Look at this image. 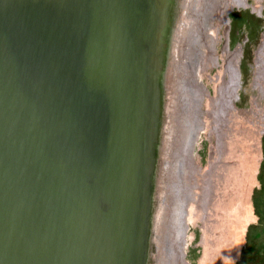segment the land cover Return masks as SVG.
<instances>
[{
    "label": "water",
    "instance_id": "1",
    "mask_svg": "<svg viewBox=\"0 0 264 264\" xmlns=\"http://www.w3.org/2000/svg\"><path fill=\"white\" fill-rule=\"evenodd\" d=\"M209 1L0 0V264H174Z\"/></svg>",
    "mask_w": 264,
    "mask_h": 264
},
{
    "label": "rangeland",
    "instance_id": "2",
    "mask_svg": "<svg viewBox=\"0 0 264 264\" xmlns=\"http://www.w3.org/2000/svg\"><path fill=\"white\" fill-rule=\"evenodd\" d=\"M232 1L220 0V8L213 15L211 14L212 19L206 18L205 30L201 34L195 57L191 61L195 82L192 87L198 88L199 91L195 95L198 127L190 149L191 161L187 164L191 166L193 163L199 171L209 169L208 166L212 163L217 150L220 155L223 153L225 158L223 160L227 163H221L226 172L223 170L225 175L220 177L215 186L217 190L214 200L210 205L208 204V208L203 209L204 216L201 215L203 212L200 209L202 208L200 202L207 198V194L201 196L197 194L199 190L196 181H192L193 183L187 187L190 198L185 210V229L181 250H179L182 264H204L205 254L208 253L206 250L211 249V246L213 248L210 253L215 256V259L210 255L212 258L206 264H224L227 259L230 260L229 264H240V262L250 264L249 258L257 248L264 246V239L260 242L254 240L244 257L249 227L254 228L252 231L254 235L264 237V227L260 224L254 201L255 195L259 200H264L261 193L264 192L261 184V179H264V0ZM205 37L213 41V58L207 66L204 64L205 58L211 52L207 48ZM257 57H260L259 65ZM233 58H236L235 67L232 68V64L229 66L236 69V72L233 70L235 79L232 83L231 77L226 73V66L233 61ZM224 88H226V94L222 92ZM231 88H235V91ZM230 90L233 91L232 98ZM223 95L227 101L231 98L229 104L231 111L228 109L229 106L228 108L225 106ZM221 107L225 109V112L228 109L229 116L234 114L236 125L240 126L239 129L235 128L236 132L231 128L229 137L227 133L226 138L223 137V139L218 138L219 132L228 131L226 124L228 119H223L222 126L226 127L218 130L214 127L215 123L211 121L214 114L210 113L209 119L207 118L208 111H219ZM233 132L240 136L237 147L235 144L232 146L230 142ZM184 181L187 186L185 175ZM221 256H225V259Z\"/></svg>",
    "mask_w": 264,
    "mask_h": 264
},
{
    "label": "bare ground",
    "instance_id": "3",
    "mask_svg": "<svg viewBox=\"0 0 264 264\" xmlns=\"http://www.w3.org/2000/svg\"><path fill=\"white\" fill-rule=\"evenodd\" d=\"M232 1V0H231ZM234 1H237V0H234ZM240 2H241V0H240ZM232 3H233V1H232ZM220 0H210L209 1V13H208V16H207V18H211L212 19V15L216 12V10H218L219 8H220ZM228 6V5H227ZM226 7V6H225ZM212 11H214L213 13H212ZM212 14V15H211ZM205 30V29H204ZM204 32V31H203ZM209 36V35H208ZM205 43H206V45H207V48H208V50L211 52V53H209V55L205 58V66H207V63H209V62H212V58H213V53H212V51H213V47H212V45H213V41L211 40V39H209V37H208V39H206V37H205ZM264 50V49H263ZM259 56V55H258ZM261 57V56H260ZM260 57H257V64L259 65V63H260ZM236 59V58H235ZM235 59L233 58V61H231L227 66H226V73H227V75H229L230 77H231V79L230 80H232V83H233V80L235 79V77H234V72H233V70L234 69H232L233 68V66H234V64H235ZM262 62V61H261ZM232 64V68H230L229 66ZM235 67V66H234ZM255 68H256V66H255ZM258 69H259V66L257 67ZM260 69H262V65H260ZM235 72H236V69L234 70ZM258 71V70H257ZM259 73V72H258ZM259 75V74H258ZM257 75V76H258ZM257 80V79H256ZM263 80V79H262ZM229 81V80H228ZM257 82V81H256ZM263 82V81H262ZM234 83H235V81H234ZM257 84V83H256ZM259 84V83H258ZM260 85V84H259ZM233 87V86H232ZM198 89V88H197ZM197 89H195V88H193V92H194V94L195 95H197ZM231 89H233V88H231ZM235 89V88H234ZM233 89V91H235ZM227 90H228V88H227ZM232 90H230V92L229 93H231V92H233ZM199 92V91H198ZM222 92H225V94H226V88H224V90L222 91ZM232 94L233 93H231V98H232ZM226 97V96H225ZM201 98V97H200ZM231 98L229 99V101H227V99L225 98L224 99V95H223V99H224V101H225V106H227V108H228V106H229V104L231 103L230 101H231ZM197 107V106H196ZM229 110H230V106H229V108H228ZM228 109H227V111L225 112L224 110L225 109H223V107H221V110H219V111H212L211 112V110L210 111H208V119H209V114L210 113H213V114H211V115H213V117L211 118V121H212V123H215V125H214V127H215V129H218V130H223L222 128L224 127H226V126H222V124H223V119L224 118H227L228 119V123H226L227 125H228V131H220L219 132V139L221 138V139H223V137H225L226 135H227V133H228V137H229V134H230V131H231V128H232V130H237V129H239V127L240 126H238V125H236L237 123L235 122V120H234V114L233 115H231V116H229V111H228ZM231 111V110H230ZM197 112V111H196ZM234 112V111H233ZM223 113H224V115H223ZM235 115H236V113H235ZM252 115H255V114H252ZM198 116V115H197ZM238 116V115H237ZM236 117V116H235ZM257 118V117H256ZM237 119V118H236ZM240 118H238V120H239ZM245 119V118H244ZM262 119V118H261ZM241 120V119H240ZM246 120H247V118H246ZM231 121V122H230ZM243 121V120H242ZM248 121V120H247ZM256 121V120H255ZM210 122V121H209ZM246 122V121H245ZM239 123V122H238ZM256 124V123H255ZM243 125H244V123H243ZM261 125V124H260ZM237 126V127H236ZM246 126V125H245ZM248 126V125H247ZM235 128H237V129H235ZM247 129V128H246ZM245 129V130H246ZM249 129V128H248ZM261 129V128H260ZM248 131V130H247ZM255 131H257V130H255ZM254 131V132H255ZM236 132V131H235ZM235 132H233V134H232V136L230 137V139H231V143H232V146L235 144V146L237 147L238 145H239V143H237L238 141H239V137L240 136H238V133H235ZM250 132V131H249ZM246 134H248V133H246ZM250 135H252V134H250ZM256 135V134H255ZM253 136V135H252ZM226 138V137H225ZM249 138H251V136L249 137ZM248 138V139H249ZM253 138V137H252ZM242 139V138H241ZM250 140H252V139H250ZM244 142V141H243ZM228 143V142H227ZM247 143V142H246ZM250 143H248V145H249ZM243 145V144H242ZM246 145V144H245ZM254 145V144H253ZM223 146V145H222ZM228 146V145H227ZM231 146V145H230ZM234 146V147H235ZM240 146H241V143H240ZM247 146V145H246ZM251 146V145H250ZM223 147H225V145L223 146ZM223 147H222V149H223ZM216 149H218V148H216ZM225 150V149H224ZM254 150V149H253ZM237 152H238V150H237ZM243 152V151H242ZM245 152V151H244ZM250 152V151H249ZM236 153V152H235ZM223 154V153H222ZM220 155L219 154V150H217V151H215V155H214V159H212V163L211 164H209V166L208 167H210L209 169L207 168L206 170H204V171H199L195 166H194V164L192 163V165L191 166H189V164H186V172H185V178H186V182H187V186H185L186 187V190H185V193H186V195H187V197H188V201H189V197H190V193H189V191H188V189H187V187H188V185L191 183H193L192 181H196V185H197V189L199 190V193H197L199 196H201V195H203V194H207V198L202 202H200L201 204H202V208L200 207V209L202 210V212H203V209H206V208H208L209 206H208V204L210 205L211 203H212V201L214 200L213 199V197H214V195H215V193H216V190L217 189H215V186H216V184H218V182H219V179H220V177H222V175L224 174L223 173V170H224V166H222V164L223 163H227L225 160H223V159H225V158H223V155ZM229 154V153H228ZM238 154H240V153H238ZM246 154V153H245ZM225 155V154H224ZM246 155H248V154H246ZM245 155V156H246ZM226 156V155H225ZM227 156H229V155H227ZM231 156V155H230ZM244 156V157H245ZM231 157H233V156H231ZM236 157V156H235ZM246 158V157H245ZM251 159V158H250ZM228 161V160H227ZM241 161V160H240ZM251 161V160H250ZM222 163V164H221ZM245 163V162H244ZM239 166V165H238ZM227 167H228V165H227ZM245 168V167H244ZM227 169H229V168H227ZM231 170V169H230ZM225 172H226V170H224ZM240 171V170H239ZM230 173V172H229ZM228 174V173H227ZM232 174V173H231ZM225 175V174H224ZM228 177V176H227ZM225 179V178H224ZM223 182V181H222ZM247 184V183H246ZM194 186V185H193ZM218 186V185H217ZM224 186V185H223ZM218 188V187H217ZM193 189V188H192ZM231 192V191H230ZM195 194V193H194ZM197 203H199V202H197ZM198 206V205H197ZM212 207V206H211ZM213 209V208H212ZM237 209V208H236ZM210 211H211V209H210ZM223 211V210H222ZM219 212V211H218ZM205 212H203L201 215L202 216H204L205 214H204ZM215 216V215H214ZM211 217V216H210ZM220 217V216H219ZM212 218V217H211ZM239 220V219H238ZM246 221V220H245ZM209 223V222H208ZM207 223V224H208ZM238 223V222H237ZM212 224V223H211ZM231 224V223H230ZM237 225V224H236ZM245 225V224H244ZM225 226V225H224ZM204 227V226H203ZM229 227V226H228ZM239 227V226H238ZM243 227V226H242ZM213 229V228H212ZM216 229V228H215ZM243 229V228H242ZM206 231H207V229H205ZM237 230V229H236ZM240 231V230H239ZM214 233H216V232H214ZM210 234V233H209ZM221 235H222V233H220ZM211 235V234H210ZM215 235V234H214ZM220 235V236H221ZM209 236V235H208ZM210 238V237H209ZM212 238V237H211ZM219 239V238H218ZM220 239H221V237H220ZM206 240V239H205ZM213 240V239H212ZM230 240V239H229ZM224 241V240H223ZM228 241V240H227ZM208 243V242H207ZM209 244V243H208ZM237 244V243H236ZM210 245V244H209ZM221 245V244H220ZM226 245V244H225ZM229 245V244H228ZM216 246V245H215ZM222 246V245H221ZM209 247V246H208ZM212 248H213V246H211ZM227 247V246H226ZM207 248V247H206ZM211 248V249H212ZM222 248V247H221ZM211 249L210 248H207V250L206 251H208V253L207 254H205V257H204V260L207 262L208 260L210 261L211 259L210 258H212L210 255H212V253H210V251H211ZM215 249V248H214ZM224 250V249H223ZM226 250V249H225ZM213 251V250H212ZM219 251V250H218ZM231 251V250H230ZM217 252V251H216ZM223 254V253H222ZM210 256V257H209ZM212 256H214V255H212ZM222 258H224L225 259V256H221ZM174 260V264H182V262H181V259H180V254L178 253V252H175L174 253V258H173ZM213 259H215V256L213 257ZM206 262L204 263V264H206ZM230 263V260L229 259H227L226 260V263H224V264H229ZM217 264V263H216Z\"/></svg>",
    "mask_w": 264,
    "mask_h": 264
},
{
    "label": "trees",
    "instance_id": "4",
    "mask_svg": "<svg viewBox=\"0 0 264 264\" xmlns=\"http://www.w3.org/2000/svg\"><path fill=\"white\" fill-rule=\"evenodd\" d=\"M261 184L263 186V191H264V179H261ZM263 193V197H264V192ZM255 201V206H256V212L259 215V219H260V224L264 227V200H259L257 198V196L255 195L254 198ZM253 227H249L248 233H247V237H248V241H247V247L245 249V256L246 257V253L248 251V249L250 248V245L252 244V242L255 240V242L257 241H262L264 239V237L261 236H256V234L254 235L252 233L253 231ZM258 237V238H257ZM258 239V240H257ZM249 263L250 264H264V246L257 248L256 252L253 253V255L251 256V258H249ZM243 262H240V264H242Z\"/></svg>",
    "mask_w": 264,
    "mask_h": 264
}]
</instances>
